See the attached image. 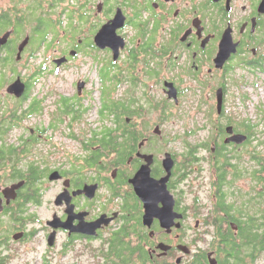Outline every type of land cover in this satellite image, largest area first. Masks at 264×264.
<instances>
[{
  "label": "flooded vegetation",
  "instance_id": "1",
  "mask_svg": "<svg viewBox=\"0 0 264 264\" xmlns=\"http://www.w3.org/2000/svg\"><path fill=\"white\" fill-rule=\"evenodd\" d=\"M7 34L0 264H264V0H0Z\"/></svg>",
  "mask_w": 264,
  "mask_h": 264
},
{
  "label": "rangeland",
  "instance_id": "2",
  "mask_svg": "<svg viewBox=\"0 0 264 264\" xmlns=\"http://www.w3.org/2000/svg\"><path fill=\"white\" fill-rule=\"evenodd\" d=\"M40 61H41V59H38V62L36 61L37 62L36 64H38ZM84 72H86L85 73L86 76H88L90 79H92L93 83H96V75H94L93 72L92 73H87V70H85V69H84ZM22 74H23L22 76H24V77H29L30 76V74L28 72H22ZM0 81H1L0 83H2L3 85L8 84L9 82H12L11 75L8 72H5V73L2 72L0 74ZM44 81H47V79H44ZM250 89L251 88H248V89L245 88L244 89V91L249 94V97L247 98V103L244 104L246 106H245V110L243 111V113H244V115H247V116H250V117L253 118L254 114H255V112H254V106H255V103H256L255 100L257 98H256V95H255V92L251 93ZM5 98L8 99V96H5ZM96 103H97V100H96ZM92 117H93V120H95V121H92L94 126L97 125L99 127L100 124H99L98 121H96L97 120V115L96 114L94 115L92 113Z\"/></svg>",
  "mask_w": 264,
  "mask_h": 264
},
{
  "label": "water",
  "instance_id": "3",
  "mask_svg": "<svg viewBox=\"0 0 264 264\" xmlns=\"http://www.w3.org/2000/svg\"><path fill=\"white\" fill-rule=\"evenodd\" d=\"M109 26L110 25L105 26L103 28V30L101 31V33L97 36V38H96L97 44L100 43V39L105 34V32L109 29ZM112 28L115 30L116 26H113ZM8 38H9V34L4 36L3 38H0V50H1L2 45H4L6 43ZM221 53H222V51H221ZM219 59L222 60V57L220 55H219ZM23 91H24V83L22 82L20 77L17 78V80L8 88V92L15 94L17 97H21Z\"/></svg>",
  "mask_w": 264,
  "mask_h": 264
},
{
  "label": "bare ground",
  "instance_id": "4",
  "mask_svg": "<svg viewBox=\"0 0 264 264\" xmlns=\"http://www.w3.org/2000/svg\"><path fill=\"white\" fill-rule=\"evenodd\" d=\"M14 34V33H13Z\"/></svg>",
  "mask_w": 264,
  "mask_h": 264
},
{
  "label": "trees",
  "instance_id": "5",
  "mask_svg": "<svg viewBox=\"0 0 264 264\" xmlns=\"http://www.w3.org/2000/svg\"><path fill=\"white\" fill-rule=\"evenodd\" d=\"M1 82V81H0Z\"/></svg>",
  "mask_w": 264,
  "mask_h": 264
}]
</instances>
